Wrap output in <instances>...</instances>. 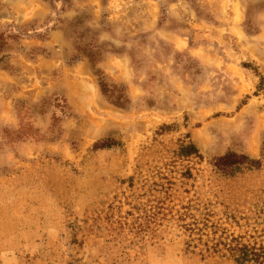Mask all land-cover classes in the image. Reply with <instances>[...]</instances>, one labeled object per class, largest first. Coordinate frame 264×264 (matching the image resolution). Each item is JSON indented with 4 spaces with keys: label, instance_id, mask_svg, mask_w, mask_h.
Wrapping results in <instances>:
<instances>
[{
    "label": "rangeland",
    "instance_id": "374dc122",
    "mask_svg": "<svg viewBox=\"0 0 264 264\" xmlns=\"http://www.w3.org/2000/svg\"><path fill=\"white\" fill-rule=\"evenodd\" d=\"M258 75L264 0H0V264H233L185 254L176 213L264 235ZM229 151L261 168L223 177Z\"/></svg>",
    "mask_w": 264,
    "mask_h": 264
},
{
    "label": "trees",
    "instance_id": "16d2710c",
    "mask_svg": "<svg viewBox=\"0 0 264 264\" xmlns=\"http://www.w3.org/2000/svg\"><path fill=\"white\" fill-rule=\"evenodd\" d=\"M243 67L250 68L249 63H243ZM260 78V88H264L263 77ZM174 130L172 125H161L155 135L162 136ZM185 138H189L187 135ZM121 143L114 139H105L93 144L91 151L111 150L120 148ZM179 159L202 158L196 145L188 140L178 142L175 150L171 151ZM174 157V156H173ZM213 168L223 177H235L244 171L259 170L261 162L245 154L232 151L226 152L214 159ZM187 178H191L189 170ZM132 181V179H131ZM211 203L202 204L190 201L182 206L176 213L177 226L185 236L184 253L199 256L201 260L206 258H218L229 260L233 264H264V235L251 237L250 235H237L227 230L221 219L216 218ZM237 224L236 217H227Z\"/></svg>",
    "mask_w": 264,
    "mask_h": 264
}]
</instances>
